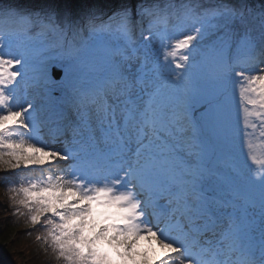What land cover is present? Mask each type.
<instances>
[{"label": "snow or ice", "instance_id": "1", "mask_svg": "<svg viewBox=\"0 0 264 264\" xmlns=\"http://www.w3.org/2000/svg\"><path fill=\"white\" fill-rule=\"evenodd\" d=\"M0 167L57 264H264V0H0Z\"/></svg>", "mask_w": 264, "mask_h": 264}, {"label": "trees", "instance_id": "2", "mask_svg": "<svg viewBox=\"0 0 264 264\" xmlns=\"http://www.w3.org/2000/svg\"><path fill=\"white\" fill-rule=\"evenodd\" d=\"M34 1L41 11H54L61 17L83 19L90 12L108 14L112 8L120 7L123 3L135 5L140 0H5L26 9L27 4ZM227 3L259 7L261 0H225ZM6 174H0V193L2 190L7 197V209L3 210L0 203V264H57L50 249L36 239L42 230L39 225L25 223L24 217L15 215V206L12 204L8 187L18 182L19 174L12 169L2 168ZM24 258V259H22ZM23 260V263H22Z\"/></svg>", "mask_w": 264, "mask_h": 264}, {"label": "rangeland", "instance_id": "3", "mask_svg": "<svg viewBox=\"0 0 264 264\" xmlns=\"http://www.w3.org/2000/svg\"><path fill=\"white\" fill-rule=\"evenodd\" d=\"M31 8H32L33 10L41 11L40 8L37 7V6L35 5L34 1H31V2H30L29 4H27V6H26V9H28V10H30ZM115 10H117V7L112 8L111 11H110V13H109V15H110L112 12H114ZM24 171L26 172L27 170H24ZM0 172H4V173L6 174L5 171H2V167H0ZM12 172L15 173V174H19V176L22 174L21 169H14V170L12 169ZM0 203H1V205H3V206L6 207V204H7V197H6V194H5V192H4L3 190H2V192L0 193ZM146 247H147L146 243H145L144 241H141V242H140V249H139V250H143V249L146 248ZM103 248H104L106 251H108L110 257H112L113 259H117L116 252H115L114 249H110L106 243L103 245ZM22 259H24V258H22ZM22 263H23V260H22Z\"/></svg>", "mask_w": 264, "mask_h": 264}, {"label": "bare ground", "instance_id": "4", "mask_svg": "<svg viewBox=\"0 0 264 264\" xmlns=\"http://www.w3.org/2000/svg\"><path fill=\"white\" fill-rule=\"evenodd\" d=\"M30 10H33L32 8ZM4 210V209H3ZM5 211V210H4Z\"/></svg>", "mask_w": 264, "mask_h": 264}, {"label": "water", "instance_id": "5", "mask_svg": "<svg viewBox=\"0 0 264 264\" xmlns=\"http://www.w3.org/2000/svg\"><path fill=\"white\" fill-rule=\"evenodd\" d=\"M2 172H0V174H1Z\"/></svg>", "mask_w": 264, "mask_h": 264}]
</instances>
